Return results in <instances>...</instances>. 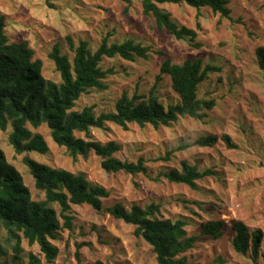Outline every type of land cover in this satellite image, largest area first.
Returning <instances> with one entry per match:
<instances>
[{"label": "clouds", "instance_id": "clouds-1", "mask_svg": "<svg viewBox=\"0 0 264 264\" xmlns=\"http://www.w3.org/2000/svg\"><path fill=\"white\" fill-rule=\"evenodd\" d=\"M155 2L49 0L54 7L41 5L37 14V19L47 17L48 28L29 16L17 17L21 5L33 7L31 0H4L0 8L9 16L3 32L8 44L14 42L15 33H27L25 39L32 41L30 47L36 52L55 57V48L74 68L83 44L84 61L92 62L93 71L100 73L98 83L104 86L83 88L80 99L64 109L65 123L72 113L85 111L94 121L83 130L72 129L74 139L84 142L83 158L64 145L55 157H40L53 171L58 170V161L64 167L75 160L73 176L86 185L84 195L76 203L70 198L64 210L59 200L48 198L51 185L41 181L33 200L57 209L71 225L57 230L56 243L62 251L56 258L46 260L39 240L32 243L33 255L42 264H234L233 257L242 264H264V213L257 215L247 208L249 201L264 194V131H257L264 129V96L254 102L243 89L250 77L240 72L247 67L251 76L264 78L244 52L247 44H264V0H223L216 11L209 0L198 9L179 0L170 6L175 16L199 12L195 22L202 27L197 30L189 22L192 34L185 33L173 16L165 22L159 16L167 13L158 15L155 8L142 7ZM125 8L127 16H122ZM107 9L116 12L114 18ZM127 17L138 23H129ZM185 20L192 18L185 16ZM218 40L224 42L222 46ZM46 63L50 71L54 61ZM194 68L192 84L181 83L185 70ZM46 76L41 95L51 104L53 94L66 84L61 71ZM259 83L264 85V79ZM28 101L25 96L21 104ZM242 102L256 119L255 125L246 119ZM122 109H126L124 116L119 114ZM148 109L154 111L150 114ZM47 124L41 115L40 127ZM34 138L26 137L22 144L29 145ZM20 155L31 157L33 151L26 148ZM257 176L259 181L253 179ZM249 179L252 183H245ZM51 191L66 194L68 188L60 185ZM88 197L99 202L98 211ZM114 209L124 217H132L138 209L141 220L160 235L148 242L149 225L125 224ZM241 217L245 228L237 223ZM113 221L122 225L119 233ZM124 229L139 233L126 237L136 242L131 255L117 238L125 237ZM257 229L261 230L259 246L253 254ZM245 237L247 250L242 251ZM15 243L4 245L9 264ZM73 244L79 245V261L72 255ZM21 260L30 264L27 254ZM0 264H4L2 257Z\"/></svg>", "mask_w": 264, "mask_h": 264}, {"label": "trees", "instance_id": "trees-1", "mask_svg": "<svg viewBox=\"0 0 264 264\" xmlns=\"http://www.w3.org/2000/svg\"><path fill=\"white\" fill-rule=\"evenodd\" d=\"M130 2V0H126ZM189 7L198 9L203 0H185ZM223 0H209L213 11L221 10ZM165 4L178 5L179 0H156L155 4H143L142 7L155 8L157 14L160 12L167 13L166 16H159L162 21L167 22L168 17L172 16L161 6ZM199 17V14L197 18ZM177 23V22H176ZM178 24V23H177ZM171 27V25H170ZM6 28L5 17L0 16V130L5 132L8 128L11 129L8 135V141L17 155H20L26 148L33 152L42 155L49 154L50 148L44 136L38 132H34L37 127L40 128V117L43 115L48 120L47 129L52 137L53 142L60 147L71 148L74 153H80L83 158L82 140L74 139L72 135L73 128L84 129L87 124L94 123L88 112L85 111L82 115L72 113L71 118L65 123L64 109L72 106V101L80 99V91L85 87L95 86L103 88L104 86L98 83L100 73L93 71L94 65L91 61H84V45H81L79 57L73 63L68 62L67 57L59 56L58 50L53 49L57 54L55 57L49 56L50 60L54 61L56 71H61L65 80L66 87L59 94H53V103L48 104V97L42 96L41 92L46 83L47 78L44 76V63L41 59H35L34 50L29 46L28 41L13 42L8 44L9 37L3 35ZM185 33L192 34V29L181 26ZM197 28H201V24L197 23ZM71 44V40H69ZM258 65L261 70H264V47H259L256 50ZM127 58V57H125ZM196 69L185 70V76L181 83L191 85L195 77ZM29 96L27 105H22L21 100ZM39 98V99H37ZM33 101H36L34 104ZM148 113H152L153 109H148ZM121 116L126 114V109L120 110ZM16 118L9 125L8 121ZM133 118L142 119L133 115ZM25 122L28 127H24ZM32 128V129H31ZM54 129V132L52 131ZM34 136L31 144L23 145L22 141L26 137ZM227 139H231L228 137ZM24 164L28 168L30 174L34 178L35 188H41V181L51 185L48 193L49 199L59 200L61 207L64 210L68 208V201L71 198L72 203H76L81 196L84 195L86 185L78 178H74L73 173L65 169L53 171L48 165L41 164L29 157L23 159ZM73 162H76L73 160ZM172 179V177H169ZM177 179V182H179ZM66 186L68 193L53 194L52 187ZM103 191V187H102ZM93 208L99 210V202L88 197ZM135 215L132 217H124L121 212L113 210V214L117 219H124V223H141L149 225L148 221L141 220V214L138 209L133 210ZM64 220L63 226L60 220ZM238 225L245 228V222L238 220ZM0 226L8 233L9 238L15 241L12 247L14 255L11 257V264H23L21 256L24 253L22 241L26 240L29 246L38 239L41 250L45 253L46 260L56 258L59 254L58 247L54 244L58 239L57 230L71 228L68 218L63 217L55 208H45L42 203H39L32 198L29 188L25 185L21 173L7 161L5 152L1 148L0 141ZM257 229V239L253 245V254L259 246V233ZM135 231V236H138ZM154 235H160L158 230H153L149 225V231L145 235V240L151 242ZM241 250H247L246 237L241 244ZM0 257L4 258V264H9V253L0 241ZM30 264H42L36 260L33 254L28 255Z\"/></svg>", "mask_w": 264, "mask_h": 264}, {"label": "rangeland", "instance_id": "rangeland-1", "mask_svg": "<svg viewBox=\"0 0 264 264\" xmlns=\"http://www.w3.org/2000/svg\"><path fill=\"white\" fill-rule=\"evenodd\" d=\"M31 2L33 3V7L32 8H24L23 5H21V13H18L17 17L19 18V16L21 14H23L24 16H29L32 20H34L37 23L43 25L45 28L50 27L46 23L47 17L44 16L41 19H37V14L41 13V11H42L41 5H43L44 8H53L54 6L51 3H49V0H31ZM3 3H4V0H0V8H2ZM170 6H176V5L165 4V5H162L161 7L163 9H165L167 12L171 13V15L175 18L176 22L178 24H180V26L188 27V23L191 22L193 28L198 30L197 23L195 21L197 20V16H198L199 12H197L195 14L186 12L184 14V16H175L174 15V9L172 7H170ZM106 11L110 14L111 17H113V18L115 17L116 12H114L112 9H107ZM116 11H120V10L117 9ZM120 14L122 16H127V9L125 8L123 11H121ZM0 16H4L5 17V24H6V20L9 19L8 13L5 12V11L0 10ZM185 16L191 17L192 20L191 21H186L185 20ZM127 19H128L129 23H133V24L138 23L132 17H127ZM6 27H7V25H6ZM51 30L53 32L56 31L55 28H52ZM80 31H86V29L85 28H81ZM26 36H27V33L17 32L14 35L11 36V39H13L14 42H20V41H24V40L28 41L29 46H30L32 41L30 39H25ZM216 43L222 46L224 42L222 40H218V41H216ZM259 47H264V44H247V46L244 49V52H245L246 57L248 59H250L254 63L255 67L260 72H264V70H261L259 68V65H258V59H257L256 50ZM34 52H35V57L37 59H41L43 61V63H44V76H45V78H47L46 72H48V74L51 75L53 72L56 71L55 70V66L53 64L51 70L49 71L48 68H47V63H46L47 61L50 60L49 56H45V55H43L41 53L36 52L35 50H34ZM233 66L234 67H239V65L236 64L235 61H233ZM240 72L242 74V77H250L249 79L245 80L244 83H243L244 91H246L248 93L249 97L254 102L259 101L261 96H264V85H261L259 83V81L261 79H264V78L251 76V74L247 71V67L240 68ZM83 99L86 102L87 101V96H85ZM240 107H241L242 111H244L246 113V119L248 120V122L253 124V125H255L257 123V121L254 118V116L250 113L249 108L243 102L241 103ZM9 129L10 128H8L7 131H5V132L0 130L1 148L5 152L7 161L10 164H12L21 173L25 185L29 188V190H30V192L32 194V198L34 196L38 197L39 192L35 188V182L33 183L34 178L30 174L28 168L26 167V165L23 162V159L25 157H28V156L17 155L14 152L13 148L10 146L9 141H8V135H9V133L11 131V129L10 130ZM32 130L34 132H38V133H40V134H42L44 136V138H45V140H46V142H47V144H48V146L50 148L49 154H51L53 157H55L57 152L59 151L60 147H58L53 142L52 137L50 136V133H49L48 129L46 127H40L39 131H36L34 129H32ZM257 131H264V129H259L258 128ZM4 133H7V137L6 138L3 135ZM117 134L118 135H122V133H117ZM47 155L48 154L42 155L40 153L33 152V155L31 157H29V158H31V159H33V160H35V161H37V162H39L41 164L48 165L47 162H42V160L40 159V157H45ZM57 163H58V169H65L67 171L72 172L71 169L75 166L76 162H73V160H70V161L65 163L64 167H59V163H60L59 161ZM232 163L237 164V163H239V161L233 160ZM253 179H255L256 181H259L260 177L257 176V177H254ZM245 183L251 184L252 180L249 179V180L245 181ZM235 187H236L237 191L240 190L241 183H240L239 180L236 181ZM247 208H248L249 212H253L254 211L257 215H260V214L264 213V194H261L257 199H255L253 201H249ZM239 220L245 222L243 217H241ZM60 223L63 226L64 220L61 219ZM113 228L117 231V233H119L122 230V225L116 224L115 221H113ZM124 231H125V237L121 238L118 235L117 238L121 239V243L124 245L125 249L128 250L129 254L131 255L132 251H133V248L135 247V243L136 242L134 240H129L126 237H127L128 234H130L131 236L135 237V231L128 230V229H124ZM0 241L3 243V245H8L12 241L9 238L8 233L1 226H0ZM54 244L58 247L56 241L54 242ZM12 247H11V252L14 255ZM22 247H23V250H24L23 254H27V255L33 254L32 246H29V244H28V242L26 240L22 241ZM58 249H59V254H58V256H59L61 251H62V249L60 247H58ZM8 253H9V251H8ZM72 255H73V257H74V259L76 261H79V258H80L79 245H76V244L72 245ZM233 261H234V264H242V261L240 259L235 258V257H233ZM129 264H132V262L129 261Z\"/></svg>", "mask_w": 264, "mask_h": 264}]
</instances>
